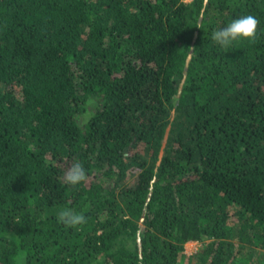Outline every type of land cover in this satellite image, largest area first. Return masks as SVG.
<instances>
[{"label":"trees","instance_id":"16d2710c","mask_svg":"<svg viewBox=\"0 0 264 264\" xmlns=\"http://www.w3.org/2000/svg\"><path fill=\"white\" fill-rule=\"evenodd\" d=\"M248 14L255 42L211 39ZM66 208L87 223H61ZM260 250L264 0H0V264H264Z\"/></svg>","mask_w":264,"mask_h":264},{"label":"clouds","instance_id":"9594fccd","mask_svg":"<svg viewBox=\"0 0 264 264\" xmlns=\"http://www.w3.org/2000/svg\"><path fill=\"white\" fill-rule=\"evenodd\" d=\"M259 25L260 20L254 15H244L232 20L226 27L213 31L211 39L222 48H227L241 39L255 42ZM87 178V172L80 162L72 163L63 176L64 182L73 187L86 182ZM58 220L71 228L87 223V218L83 213L75 212L71 208L61 210Z\"/></svg>","mask_w":264,"mask_h":264},{"label":"rangeland","instance_id":"374dc122","mask_svg":"<svg viewBox=\"0 0 264 264\" xmlns=\"http://www.w3.org/2000/svg\"><path fill=\"white\" fill-rule=\"evenodd\" d=\"M201 248V245L199 243L193 242L192 244H186L185 245V256L186 257H192L193 255H196ZM261 251V250H260ZM264 252L263 250L259 253Z\"/></svg>","mask_w":264,"mask_h":264},{"label":"built area","instance_id":"2783aa9c","mask_svg":"<svg viewBox=\"0 0 264 264\" xmlns=\"http://www.w3.org/2000/svg\"><path fill=\"white\" fill-rule=\"evenodd\" d=\"M193 0H184L185 3L189 4L191 3Z\"/></svg>","mask_w":264,"mask_h":264},{"label":"crops","instance_id":"0c3cea01","mask_svg":"<svg viewBox=\"0 0 264 264\" xmlns=\"http://www.w3.org/2000/svg\"><path fill=\"white\" fill-rule=\"evenodd\" d=\"M193 242H190L189 244H192Z\"/></svg>","mask_w":264,"mask_h":264}]
</instances>
